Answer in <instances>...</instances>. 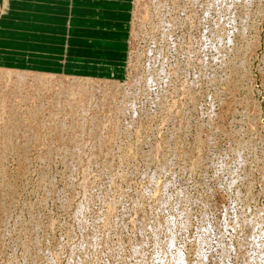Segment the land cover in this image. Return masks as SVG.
<instances>
[{
  "label": "rangeland",
  "instance_id": "rangeland-1",
  "mask_svg": "<svg viewBox=\"0 0 264 264\" xmlns=\"http://www.w3.org/2000/svg\"><path fill=\"white\" fill-rule=\"evenodd\" d=\"M130 5L121 77L5 68L114 81L118 101L29 77L0 102L23 119L0 139V264H264V0Z\"/></svg>",
  "mask_w": 264,
  "mask_h": 264
},
{
  "label": "crops",
  "instance_id": "crops-1",
  "mask_svg": "<svg viewBox=\"0 0 264 264\" xmlns=\"http://www.w3.org/2000/svg\"><path fill=\"white\" fill-rule=\"evenodd\" d=\"M130 4L131 0H0V67L95 79L121 77Z\"/></svg>",
  "mask_w": 264,
  "mask_h": 264
},
{
  "label": "bare ground",
  "instance_id": "bare-ground-1",
  "mask_svg": "<svg viewBox=\"0 0 264 264\" xmlns=\"http://www.w3.org/2000/svg\"><path fill=\"white\" fill-rule=\"evenodd\" d=\"M142 2V1H141ZM134 30V28L132 27V30H131V32L133 33V32H135V31H133ZM136 33V32H135ZM131 34V33H130ZM134 34V33H133ZM237 67V66H236ZM31 73H33V72H31ZM31 73H28V72H26V71H19V70H13V69H0V102L1 101H4L3 100V98L5 99V97L6 96H17V99H19L20 97L17 95V90L19 91V87L21 86V85H25L24 83L25 82H27V81H25V80H27V79H29V77L31 78H34V80H33V82H35V83H37V82H39V80L41 81V83L39 84V85H37V87L35 88V89H39V87H43V85H41V84H43V83H45V84H47L48 82H46V81H48V79L49 80H52V81H49V83L50 82H53V81H55V82H62L63 84H62V86L64 87V89L62 88V90H63V94L62 95H58V97H56V98H60L61 96L63 97V98H65L66 99V97L71 93V91L73 90V89H77L78 90V92H79V89L81 90L83 87H86L87 85L89 86V87H91V88H89V89H91V90H93L94 92H96L95 94H99V95H101V99L99 100V102H98V104L97 105H99V107H102L103 109L104 108H106V109H108L109 107L112 109H116L117 107H115L114 108V106H113V104H111V106H110V103H111V101L112 100H114V101H118L117 99H114L115 98V94H116V92H117V85L115 84V83H113V82H111V83H108V82H104V81H100V80H98V81H95V82H92L91 83V81H86V80H78V79H76L75 77L73 78V79H64L63 77H60V78H58V79H55V78H53V77H57L55 74H53V75H55V76H51V75H48V74H45V73H36V74H31ZM158 76V75H157ZM71 77V76H70ZM66 78V77H65ZM85 77H83L82 79H84ZM13 79V80H12ZM89 79V78H88ZM91 79V78H90ZM10 80H12V81H10ZM95 80V79H94ZM151 80V79H150ZM12 82V83H11ZM29 82H30V80H29ZM28 82V83H29ZM54 83V82H53ZM30 84V83H29ZM33 84V83H32ZM50 85V84H49ZM48 85V86H49ZM57 85V84H56ZM58 85H59V83H58ZM53 86H54V84H53ZM87 86V87H88ZM56 86H54V88H55ZM32 89H33V87H31ZM57 88V87H56ZM55 88V89H56ZM79 88V89H78ZM128 88V87H127ZM21 89V88H20ZM26 89H28V88H26ZM30 89V88H29ZM34 89V90H35ZM50 89V88H49ZM54 90V89H53ZM59 90H60V88H59ZM76 90V91H77ZM87 89H85V91H86ZM22 91V90H21ZM20 91V92H21ZM29 91H32V93H33V90H29ZM44 91V90H43ZM76 91H73L74 93L76 92ZM82 91V90H81ZM85 91H82V92H85ZM119 91V90H118ZM19 92V93H20ZM60 92H62L61 90H60ZM87 93H88V95H89V90L88 91H86ZM120 92V91H119ZM36 93V92H35ZM41 93V92H40ZM56 93V92H55ZM74 93H73V95H74ZM90 93H91V91H90ZM21 94V93H20ZM34 94V93H33ZM32 94V95H33ZM53 94H54V92H53ZM72 94V93H71ZM76 94V93H75ZM78 94H80V93H77V95ZM93 94V93H92ZM31 95V94H30ZM31 95V97H34V96H32ZM56 95V94H55ZM76 95V96H77ZM86 96L85 94L84 95H82V96H80L79 97V99H78V102H76L75 103V100H73L74 101V105H75V109H68L69 110V112H68V114L70 113V118H71V114H73V113H75V112H80L81 110H82V108H84V106H87V105H85V103H87V101H85L86 100V98L88 99V97H90L91 98V96ZM21 96V95H20ZM26 96V95H25ZM24 96V97H25ZM71 96V95H70ZM21 97H23V96H21ZM83 97H85V103H83V100H80V99H83ZM96 97V98H95ZM98 97H100V96H98ZM116 97H117V94H116ZM13 98V97H12ZM11 98V99H12ZM53 98V97H52ZM69 98V97H68ZM67 98V99H68ZM71 98H74V96L73 97H71ZM77 98H78V96H77ZM94 98H95V100L96 99H99V98H97V96H94ZM94 98H91L92 100L94 99ZM42 99V98H41ZM64 99V100H65ZM22 100H24L25 101V98L23 99L22 98ZM40 100V99H39ZM28 101V100H27ZM60 101V100H59ZM72 101V100H71ZM71 101H70V103H71ZM91 101V100H90ZM14 102V101H13ZM20 102V101H19ZM33 102H35V101H33ZM56 102H58V101H56ZM64 102V101H63ZM234 102V101H233ZM9 103H11V102H9ZM41 103V102H40ZM60 103H61V101H60ZM69 103V102H68ZM69 103V104H70ZM73 103V102H72ZM97 103V102H96ZM4 104V103H3ZM34 104H36V103H34ZM55 104V103H54ZM53 104V105H54ZM83 104H84V106H83ZM114 104H115V102H114ZM117 105H118V103H116ZM115 104V105H116ZM40 105V104H39ZM60 105V104H59ZM66 105V104H65ZM65 105H63L64 107H65ZM96 105V106H97ZM116 105V106H117ZM17 105H16V103H13L11 106H10V108H12V109H15V110H17L16 107ZM62 106V105H61ZM60 106V107H61ZM93 106V105H92ZM35 107V106H34ZM38 107V106H37ZM40 107V106H39ZM71 107V106H70ZM73 107V106H72ZM94 107V106H93ZM118 107H120L119 105H118ZM21 108V107H20ZM26 108H27V106H26ZM57 109H58V106L56 107ZM66 108H68V107H66ZM65 108V109H66ZM74 108V107H73ZM95 108V107H94ZM96 108H98V107H96ZM101 108V110H103ZM109 108V109H110ZM7 109V108H6ZM32 109H33V107H32ZM31 109V110H32ZM36 109V108H35ZM61 109H62V107H61ZM112 109V112L114 111ZM21 110V109H20ZM67 110V111H68ZM84 110V109H83ZM99 110H100V108H99ZM99 110H97V111H99ZM117 110V109H116ZM3 111H5V109L3 110V108H1V104H0V115H2V113H3ZM30 111V110H29ZM36 111H38V110H36ZM39 111H40V109H39ZM41 111H42V109H41ZM67 111H66V113H67ZM86 111V110H85ZM103 111H105L106 112V110H103ZM108 111V110H107ZM13 112V111H12ZM12 112H11V114H12ZM33 112V111H32ZM79 112H78V114H79ZM96 112V111H95ZM5 113H7V112H5ZM18 113V112H17ZM12 114L11 115V117H5L4 119H0V121L1 120H3L2 121V125L0 126V139L1 140H3L5 143H4V145H5V149H8V148H13V145L12 146H8V145H11V142L12 141H14V138L12 137V135L14 136V134L17 132V130H18V128H17V125L18 124H20L21 123V121H23V119H21L22 117H21V115L18 117V115L19 114ZM36 113H40V112H36ZM36 113H33L32 114V116L33 115H37ZM56 113H57V110H56ZM55 113V114H56ZM59 113V112H58ZM61 114H62V116H64V113H63V111L62 112H60ZM106 113H108V112H106ZM21 114H22V112H21ZM28 114V113H27ZM52 114V116H53V112L51 113ZM61 114H60V116H61ZM68 114H65V115H68ZM77 114V115H78ZM83 114H84V112H83ZM109 114H110V112H109ZM109 114H106V115H109ZM23 115H24V113H23ZM40 115V114H39ZM96 115H97V113H96ZM103 115V114H102ZM6 116V115H5ZM29 116H30V113H29ZM38 116V115H37ZM57 116H59V114L57 115ZM61 116V117H62ZM75 116V115H74ZM21 117V118H20ZM34 117V116H33ZM69 117V116H68ZM79 117V116H78ZM107 117V116H106ZM26 118V117H25ZM24 118V119H25ZM28 118V117H27ZM26 118V119H27ZM53 118H55V119H57L56 117H53ZM74 119L76 118V117H73ZM81 118H83V117H81ZM92 118V117H91ZM95 118V117H94ZM108 118V117H107ZM30 119L32 120V118H31V116H30ZM39 119V118H38ZM41 119V118H40ZM49 119V118H48ZM62 119H64V118H62ZM66 119V118H65ZM76 119H78V118H76ZM75 119V120H76ZM93 119V118H92ZM96 119V118H95ZM95 119H93L94 121H92V122H94V124L91 122V132H89V134L90 133H92L93 135H95V137H98L99 135H100V133L99 132H101L100 131V127H101V125H100V120L99 119H96V120H99V122L98 121H95ZM43 120H45V119H43ZM43 120H40V121H43ZM53 121H54V119H52ZM59 120H61V119H59ZM79 120H80V118H79ZM78 120V121H79ZM104 120V119H103ZM106 120V119H105ZM108 120H109V118H108ZM33 121V120H32ZM32 121H31V123H32ZM35 121H36V119H35ZM39 120H38V122H39V124L41 125V122H40ZM62 121V120H61ZM60 121V122H61ZM68 121V120H67ZM73 121V120H72ZM72 121H71V123H72ZM83 121H85V120H80V122H78V123H83ZM102 121V120H101ZM114 121V120H113ZM26 122V121H25ZM24 122V123H25ZM27 122H28V120H27ZM29 122H30V120H29ZM34 122V121H33ZM55 123V126L57 125V122L56 121H54ZM77 122V121H76ZM96 122V123H95ZM97 122L99 123V124H97ZM1 123V122H0ZM51 123H53L52 121H51ZM59 123V122H58ZM77 123V124H78ZM103 123V122H102ZM28 124V123H27ZM30 124V123H29ZM28 124V126H27V128L29 129H32V131H33V128H31L32 126H34V125H32L31 127H30V125ZM54 124H51V125H54ZM60 124V123H59ZM58 124V125H59ZM62 124V123H61ZM64 124H66V123H63V126H64ZM77 124L76 125H74V123L73 124H71V126H70V129L72 128H74V127H76L77 126ZM93 124V125H92ZM48 125V124H47ZM57 125V126H58ZM68 125H70V124H68ZM79 125V124H78ZM110 125V124H109ZM67 126V125H66ZM80 126H82L81 124H80ZM110 126H112V125H110ZM19 127V126H18ZM24 127V126H23ZM41 127V129H42V125L40 126ZM40 127H37V128H40ZM58 127H61V125H59ZM79 127V126H78ZM21 128V127H20ZM37 128H35V130H37ZM48 128H49V126H48ZM54 127H52L51 129H53ZM44 129H46V127H44L43 128V130ZM59 129V128H58ZM57 129V130H58ZM63 129H65L64 127H63ZM222 129V128H221ZM22 130V129H21ZM56 130V129H55ZM61 131H62V129H60ZM66 130H69V129H66ZM76 130V128L73 130V131H75ZM78 130V129H77ZM39 131H41V130H39ZM23 132V131H22ZM46 132H47V130H46ZM115 132V131H114ZM35 134H36V132H34ZM34 133H32V134H34ZM43 133V132H42ZM50 133V132H49ZM53 133V132H52ZM52 133H51V135H52ZM108 133V132H107ZM17 134V133H16ZM31 134V135H32ZM26 135H28V134H26ZM16 136V135H15ZM36 136V135H35ZM40 136V135H39ZM53 136H54V134H53ZM52 136V137H53ZM103 136V135H102ZM41 137H42V135H41ZM66 137V136H65ZM94 137V138H95ZM27 138V137H26ZM32 138V137H31ZM36 138V137H35ZM43 138V137H42ZM45 138H47V137H45ZM49 138H51V137H49ZM93 138V137H92ZM101 138V135H100V137L98 138V139H100ZM33 139V138H32ZM39 139H41V138H39ZM48 139V138H47ZM96 139V138H95ZM94 139V140H95ZM34 140V139H33ZM37 140V139H36ZM97 140V139H96ZM98 142H99V140H97ZM113 141V140H112ZM1 143H2V141H0ZM24 142H26V141H24ZM39 142V141H38ZM101 142V141H100ZM99 142V143H100ZM102 142H103V139H102ZM28 143H30V142H28ZM70 143V142H69ZM35 144V143H34ZM93 144H94V142H93ZM92 144V145H93ZM108 144V143H107ZM106 144V145H107ZM2 145V144H1ZM22 145V144H21ZM26 145V144H25ZM40 145V144H39ZM95 145L97 146V142L95 141ZM94 145V146H95ZM99 145H101V144H99ZM37 146H38V143H37ZM41 146H43V145H41ZM72 146V145H71ZM95 146V148H97ZM40 147V146H39ZM91 147V146H90ZM93 147V146H92ZM91 147V148H92ZM102 146H100V148H101ZM14 148H15V146H14ZM23 148H24V145H23ZM37 148V147H36ZM102 148H105V147H102ZM101 148V149H102ZM41 149V148H40ZM46 149V148H45ZM51 149V148H50ZM58 149V148H57ZM73 151V150H72ZM91 151V150H90ZM99 152L100 150H99V148H98V150H96L95 149V151L94 152ZM110 151V150H109ZM50 152V151H49ZM67 152V151H66ZM76 152V151H75ZM81 152V151H80ZM93 152V153H94ZM97 152V153H98ZM46 153V152H45ZM59 153V152H58ZM74 153V152H73ZM77 153V152H76ZM92 153V152H91ZM111 153V152H110ZM67 154H70V153H68L67 152ZM96 154V153H95ZM74 155V154H73ZM62 159V158H61ZM68 159H69V157H68ZM71 159V158H70ZM78 159V158H77ZM65 160V159H64ZM73 161H74V159H72ZM88 160V159H87ZM94 160V159H93ZM71 161V160H70ZM108 161V160H107ZM62 162V161H61ZM81 162V161H80ZM69 163V162H68ZM88 164V163H87ZM77 165V164H76ZM83 165V164H82ZM95 165V164H94ZM191 165V164H190ZM90 166V165H89ZM92 166V165H91ZM85 170V169H84ZM87 172V171H86ZM84 173V172H83ZM85 175H87V174H85ZM89 175V174H88ZM85 177V176H84ZM110 203V202H109ZM111 214V213H110ZM258 216V215H257ZM106 223V222H105ZM251 236V235H250ZM90 238V237H89ZM118 243H119V241H118ZM120 244V243H119ZM122 244V243H121ZM143 245V244H142ZM173 263V262H172ZM73 264H75V263H73Z\"/></svg>",
  "mask_w": 264,
  "mask_h": 264
}]
</instances>
